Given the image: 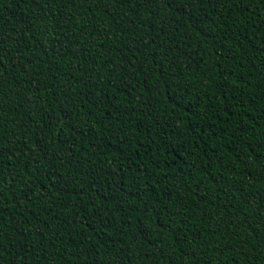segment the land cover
<instances>
[{
    "label": "trees",
    "instance_id": "1",
    "mask_svg": "<svg viewBox=\"0 0 264 264\" xmlns=\"http://www.w3.org/2000/svg\"><path fill=\"white\" fill-rule=\"evenodd\" d=\"M0 264H264V0H0Z\"/></svg>",
    "mask_w": 264,
    "mask_h": 264
}]
</instances>
